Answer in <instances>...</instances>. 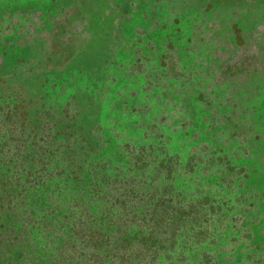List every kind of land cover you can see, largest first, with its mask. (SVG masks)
Listing matches in <instances>:
<instances>
[{"label":"trees","instance_id":"1","mask_svg":"<svg viewBox=\"0 0 264 264\" xmlns=\"http://www.w3.org/2000/svg\"><path fill=\"white\" fill-rule=\"evenodd\" d=\"M179 1L167 0L196 4ZM132 45L138 50L129 56L131 68L145 66L154 53L156 72L172 81L182 76L170 40L155 44L137 31ZM251 62L224 70L252 78L264 64ZM148 77L139 93L117 91L110 79L103 94L121 102V114L114 126L101 120L89 128L76 122L73 95L56 102L47 92L25 95L0 71V264L260 263L250 226L262 198L246 190L245 168L230 159L255 154L258 136L248 118L232 104L227 130L214 135L221 141L193 144L188 112L181 115L175 99L174 113L163 115L167 97L150 94L174 82L163 86ZM151 105L161 114L153 116ZM221 105L213 107L218 118Z\"/></svg>","mask_w":264,"mask_h":264},{"label":"rangeland","instance_id":"2","mask_svg":"<svg viewBox=\"0 0 264 264\" xmlns=\"http://www.w3.org/2000/svg\"><path fill=\"white\" fill-rule=\"evenodd\" d=\"M194 1L175 5L167 0H0V71L11 78L6 81L9 87L18 84L25 95L39 97L38 93L47 92L52 102L73 95L79 103L76 122L89 128L99 126L101 120L111 126L118 121L121 102L102 90L110 79L118 81L117 91L129 87L136 93L148 76L163 86L174 82L150 94L167 97L163 113L167 116L174 113L171 106L176 99L181 115L188 112L187 130L194 136L193 144L210 147L221 141L216 142L214 135L227 130L224 116L236 103L241 118H248L258 138L255 154L236 160L229 157L245 168L246 190L262 198L250 227L258 245L256 259L264 264V69L252 78L245 72L229 75L224 70L244 67L251 60L257 67L264 64V0ZM53 29L65 33L50 39ZM137 31L155 44L171 41L178 65L183 67L178 80L156 72L154 53L147 54L150 61L145 66L130 67L129 56L138 50L132 45ZM49 50L54 54L51 60L46 59ZM80 85L92 92H82ZM207 100H212V109ZM221 101L224 115L218 118L220 113L213 107ZM151 106L153 116L161 114ZM224 151L227 155V147Z\"/></svg>","mask_w":264,"mask_h":264}]
</instances>
